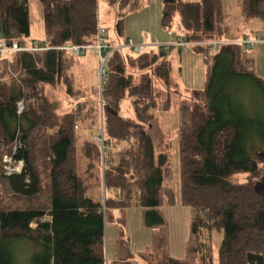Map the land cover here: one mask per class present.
I'll use <instances>...</instances> for the list:
<instances>
[{
  "label": "trees",
  "instance_id": "trees-1",
  "mask_svg": "<svg viewBox=\"0 0 264 264\" xmlns=\"http://www.w3.org/2000/svg\"><path fill=\"white\" fill-rule=\"evenodd\" d=\"M101 1L106 14L116 10L117 37L110 34L106 38L112 46L126 42L125 14L138 7L141 0ZM42 3L45 48H23L0 56V264H18L14 245L18 240L36 246L29 264H111L105 251L109 209L143 206L147 226L153 228L164 222L157 207L176 202L170 181L171 158L168 152L157 151L149 131L162 90L167 96L162 108H169L175 99L181 115L182 202L192 212L191 234L198 239L197 264H213L216 229H223L220 264H264V190L258 192L255 181L263 168L249 147L250 138L258 134L264 144V116L253 115L236 91L238 83L251 81L264 92V77L256 72L255 57L249 49L237 42H223L216 49L210 43L190 45L203 53L209 64L206 87L189 93L178 89L177 96L172 92L176 84L170 50L162 46L140 52L125 46L117 48L104 64L105 80L101 89L94 90L97 99L78 101L74 108L58 113L47 96V84L63 82L67 92L78 91L74 90L77 76L72 57L79 56L61 46L94 44L99 24L107 22L101 16L100 0ZM239 3L241 19L231 15L230 5L224 0H163V25L170 28L179 16L178 37L188 40L261 35L258 29H245L247 25L252 28L249 24L255 19L264 24V0ZM30 36L29 0H0V38L7 44L17 41L21 47H29L35 43ZM8 70L16 76L14 83L4 78ZM156 77L161 90L155 86ZM79 92L80 97L85 96V92ZM20 100L24 105L21 111ZM126 100L134 116L122 114ZM91 120L100 135L103 130V142L87 137L82 141L86 168L97 167L103 159L104 202L87 193L88 184L78 170L77 142L81 134L76 125L88 127ZM8 153L24 160L21 171L4 170V155ZM245 173V180L235 178ZM4 179L16 201L21 197L31 201L46 185L49 210L34 201L26 205L7 202L1 191ZM46 213L50 219L41 218ZM116 222L117 241L123 243L126 222L123 218ZM149 248L139 252L143 257L138 255L153 264ZM133 256L129 253L117 259L132 264ZM155 264L189 263L165 254Z\"/></svg>",
  "mask_w": 264,
  "mask_h": 264
},
{
  "label": "rangeland",
  "instance_id": "rangeland-1",
  "mask_svg": "<svg viewBox=\"0 0 264 264\" xmlns=\"http://www.w3.org/2000/svg\"><path fill=\"white\" fill-rule=\"evenodd\" d=\"M224 2L227 6L228 4L230 5L232 16L235 14L238 19L242 18L239 0H224ZM29 5L31 21L30 38L35 39V43L44 44L43 42L46 41V37L42 0H29ZM99 5L101 16L102 18H105L107 22L106 24H103L106 29L105 35L108 37L112 34L117 37L115 32L116 10H113V12H110L108 15L104 12L106 7L104 6L103 1L100 0ZM162 11L163 0H141L138 7L129 9L125 14L124 34L129 38H132L135 42H147L150 46H162L161 48L170 50L169 54L173 60L172 80L176 84L173 86V94L178 96L177 93H179V90L184 93H189L194 89H205L209 64L207 63L204 54L189 46L180 50L178 46L173 44L177 40L179 33H181L180 19L179 16H177L170 28L165 27L162 20ZM262 24V20H252V23L249 24L252 28L247 25L248 28L246 27L245 30L253 29L256 31V29H258L262 32ZM209 40H201L206 42L199 44H208ZM125 43L126 42H120L117 43L116 46ZM167 44L172 45L171 47H167ZM250 52L255 57L256 72L260 75H264V42L257 43L252 49H250ZM72 58L76 61L74 67L76 71L75 75L77 76V80L74 83V90L78 91H76V93L67 92V87L63 82L47 84L46 86L47 96L58 113H63L74 108L75 105L77 106L78 101L90 100V98L97 99L98 94L94 93V90L98 87L101 89V67L103 62L98 52L88 50L85 54L81 55V57ZM4 78L9 83H14L13 81H16V76L11 70L5 72ZM154 80L156 88L161 90L160 79L156 77ZM79 90L85 92L84 97L79 96ZM236 91L240 99L245 102L253 115L260 113L264 116V92L261 87L254 82L243 81L238 83ZM91 95L92 97H90ZM159 98L161 103H159L158 107L154 110L155 115L150 122L149 131L153 135L157 151L168 152L171 158L170 165L172 168V175L170 181L176 195V202L171 205L161 204L157 207L163 214L165 220L163 223L153 227V229L152 227L147 229L149 226L145 224L146 208L143 206L120 207L115 208L117 209L116 211H114L115 209H109V220L106 223L105 251L107 257L111 258V264H126L124 261H119L117 259L118 256L116 258L114 257V259L112 258L113 254L111 253V249L113 250V247L116 248V255L125 257L128 256L129 253H133L135 257L145 260L139 252L149 247L153 239L154 245L147 249V252H151L149 260L153 264L160 262L165 254L183 258L189 264L198 263V253L195 251L198 239L191 234L192 212L190 207L182 202L181 154L179 140L181 115L175 99L169 108H162V105L167 98L166 91L162 90ZM174 98L177 99L175 96ZM121 111L125 116H134L133 108L129 100H126L123 103ZM262 119L264 120V117H262ZM90 122L91 124L88 127H82L81 124L76 125L79 134H81V138L77 142L78 170L84 182L88 184L87 193L104 202L105 176L103 173V159L102 163L99 160L97 167L93 166L91 169L86 168L87 156L85 155L86 150L84 149L82 141L87 137L96 139L101 143L103 142L102 139L98 138V136H100L98 133L99 128H97V125L93 120ZM252 138L249 140V147L252 154L257 159L259 166L263 168L255 180L257 191L262 192L264 190V161L261 160V156L264 155V144L262 143V138H260L259 134L258 136H252ZM4 170L6 171L5 164ZM247 177V173L235 175V178L241 181L245 180ZM3 183V189L1 191L7 196V202H15L16 204L23 203V205H26L34 201L36 205L46 207V211L49 210V206H51L48 199L50 191L46 185L43 186L31 201L27 197H21V201L20 199L16 201L13 199L14 191L8 180L4 179ZM112 217L115 221L123 218L128 225L126 226L125 240H122V242L124 241L123 243H121V239L120 243L119 240L116 244L114 243L113 228H116V225L113 223ZM41 218L50 219L51 216L46 213ZM147 230L150 232V237L146 234ZM145 234L151 238V242L148 243V245L150 244L149 246H144V244L141 245L142 240L146 237L143 236ZM222 237L223 229L214 230L212 238L213 264H220L219 247ZM14 245L17 263L29 264L30 259H33L36 246L33 243L25 242V240H18Z\"/></svg>",
  "mask_w": 264,
  "mask_h": 264
},
{
  "label": "built area",
  "instance_id": "built-area-1",
  "mask_svg": "<svg viewBox=\"0 0 264 264\" xmlns=\"http://www.w3.org/2000/svg\"><path fill=\"white\" fill-rule=\"evenodd\" d=\"M106 29L102 24H99L98 27V38L97 41L94 44H72V43H66L62 48L68 49L71 51L73 54L77 56H81L85 54L88 50L92 51H97L98 54L101 57L102 60V71H101V77H102V82L105 80V75H106V70L104 68V64L107 60V58L113 53L114 50L120 47L127 46L129 47L132 51L135 52H140V51H145L149 48L150 44L147 42H135L132 38H128L125 44L123 45H114L112 46L109 40L105 36ZM264 40V36L258 35V36H252L250 34H247L244 37L238 38V39H227V40H209L208 42L213 45V47L216 49L218 45L221 43H230V42H237V43H242L247 46L255 45L256 42H260ZM206 41H201V40H188L182 37H178L177 40L173 43L174 45H180L183 48L188 47L193 44H199V43H204ZM172 44H167V47H171ZM34 49V48H45L43 44L39 43H34L33 46L29 47H21L17 41L12 42L11 44H7V42L3 39L0 38V56L1 55H7L10 52H13L14 50H19V49ZM23 102L20 100L18 102V109L21 111L23 109ZM99 139L103 140V130H102V135L98 136ZM4 160L6 161L5 163V168L6 172L11 173L13 171H21L24 160L23 159H16L13 157L12 154H5Z\"/></svg>",
  "mask_w": 264,
  "mask_h": 264
},
{
  "label": "crops",
  "instance_id": "crops-1",
  "mask_svg": "<svg viewBox=\"0 0 264 264\" xmlns=\"http://www.w3.org/2000/svg\"><path fill=\"white\" fill-rule=\"evenodd\" d=\"M263 27V31L261 32L260 31V33H257V34H261L262 36H264V24L261 26V28ZM246 31H250V30H246ZM251 35H253V33H250ZM261 42H264V40L263 41H260V43ZM257 43H259V42H256L255 43V45L257 44ZM255 45H251V46H247V45H245L249 50V52H250V49H252ZM251 53V52H250ZM261 76H263L264 77V75H261ZM117 209H115L114 211H116ZM115 217V216H114ZM113 223H115V225H116V228H113L114 229V232H113V240H114V243L116 244V242H117V239H118V232H117V229H118V224H117V222L115 221V222H113ZM126 226H128L127 225V223H126ZM151 227H149V228H147V229H150ZM153 229V228H152ZM115 230H116V232H115ZM146 234L147 235H149V237H150V232H149V230H147L146 231ZM146 234L145 235H143V236H146ZM148 236H146L145 238H144V240H142V242H141V245L142 244H144V246H149L148 245V243H150L151 242V238H149ZM153 241H154V239L152 240V243H151V245L150 246H152V245H154V243H153ZM113 243V244H114ZM111 253L113 254V256H112V258L114 259V257L116 258L117 256H119V255H116V248H114L113 247V250L111 249ZM109 258V257H108ZM109 259H111V258H109ZM132 264H148L145 260H142L141 258H137V257H135V258H133V260H132Z\"/></svg>",
  "mask_w": 264,
  "mask_h": 264
},
{
  "label": "water",
  "instance_id": "water-1",
  "mask_svg": "<svg viewBox=\"0 0 264 264\" xmlns=\"http://www.w3.org/2000/svg\"><path fill=\"white\" fill-rule=\"evenodd\" d=\"M261 155H262V154H261ZM261 160L264 161V155L261 156ZM121 172H122V173L125 172L123 168L121 169Z\"/></svg>",
  "mask_w": 264,
  "mask_h": 264
}]
</instances>
